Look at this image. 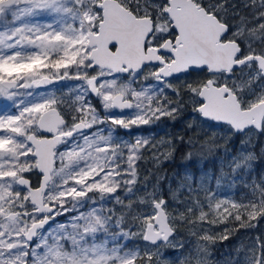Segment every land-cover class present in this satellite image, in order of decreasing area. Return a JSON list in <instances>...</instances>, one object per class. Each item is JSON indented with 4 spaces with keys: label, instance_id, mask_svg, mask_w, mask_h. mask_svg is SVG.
Segmentation results:
<instances>
[{
    "label": "snow or ice",
    "instance_id": "snow-or-ice-1",
    "mask_svg": "<svg viewBox=\"0 0 264 264\" xmlns=\"http://www.w3.org/2000/svg\"><path fill=\"white\" fill-rule=\"evenodd\" d=\"M66 80L67 97L41 90ZM0 97L15 109L0 110V264H165L180 226L197 244L167 264H209L264 219V177L239 201L203 183L165 198L139 161L173 142L118 135L189 104L242 143L264 135V0H0ZM253 159L231 158L232 185ZM230 264H264V238Z\"/></svg>",
    "mask_w": 264,
    "mask_h": 264
},
{
    "label": "trees",
    "instance_id": "trees-1",
    "mask_svg": "<svg viewBox=\"0 0 264 264\" xmlns=\"http://www.w3.org/2000/svg\"><path fill=\"white\" fill-rule=\"evenodd\" d=\"M186 108L181 113L182 115L175 120L163 118L151 125L133 127L131 131L119 129V136L125 135L133 142L135 140L131 135L133 132H139L140 135L147 134L154 142L160 139H164L165 142L170 140L173 142L171 146L166 144L160 147V153L171 152V155L165 159L158 153L160 155L158 165L152 159L150 152L145 153L144 158L139 161L141 179L148 176L149 170H151L153 175L149 182L150 184L155 183L157 178H160V189L165 198H169L171 192L176 191L182 183H191L193 188H197L200 183H203L205 187L216 192L220 198L227 197L239 201L249 192V189L244 187L243 181L264 177V135L255 133L256 139L250 144H246L242 143L243 135L230 136L227 126L202 120L201 122L204 125L207 124L209 129L189 128L188 118L185 116L188 114L197 116V114L193 113L190 104ZM180 137L183 138V143H181ZM189 138L195 142L196 148L188 143ZM157 143L159 144V142ZM205 144L212 145L210 152L207 149L203 152L197 150ZM241 152L254 154L251 174L239 173L236 183L232 185V173L228 162ZM218 177H223L219 184H217ZM33 182L35 183V178H33ZM186 191L187 189H184L179 193L181 199L185 198ZM200 196L203 198L202 191ZM213 227L215 232H222L224 225ZM177 232L176 242L184 244L183 253L170 246L163 248L162 255L165 264L175 261L181 254L187 255L197 244V238L190 234L187 226L178 227ZM257 236L264 238V219H260L254 228H241L233 232L228 240L217 241L214 245H210L209 264H230L231 259L236 256V250L249 245ZM126 243L129 247H133L137 244L142 245L143 241L132 239Z\"/></svg>",
    "mask_w": 264,
    "mask_h": 264
},
{
    "label": "rangeland",
    "instance_id": "rangeland-1",
    "mask_svg": "<svg viewBox=\"0 0 264 264\" xmlns=\"http://www.w3.org/2000/svg\"><path fill=\"white\" fill-rule=\"evenodd\" d=\"M44 19H47V18H44ZM8 20L11 21V16L8 17ZM59 82H60L59 84L50 85V86H48L46 88H42L41 90L42 91H53V92H55V94L57 96L63 95L65 97H67L69 95L68 89L70 87L74 86V84L76 83V82H69L67 80L66 81H59ZM142 82H143V77L141 76L140 80L134 86L138 87L139 84L142 83ZM21 91H24V90H21ZM0 110L14 111L13 102L11 100H8L7 98L0 97ZM183 112H184V110L181 113H183ZM181 113H180V115H182ZM185 117L188 118L187 125L192 124L193 127H196L197 129H201V128L209 129V126L207 124L204 125L201 122L203 119L199 118L198 116H196L194 114H188ZM149 125H151V124H149ZM141 126H143V125H141ZM141 126H139V127H141ZM126 131H129V130H126ZM131 135H132L133 139H135L137 136L148 137L147 134L140 135L139 132H133V133H131ZM121 137L123 139H125V140H129L125 135H121ZM255 139H256V135H255V133H253L251 135V137H250V142L255 140ZM162 140L165 141L164 139H160L158 141H155V142L152 141V142L155 143V144H158L157 142H160ZM242 140L243 141H248L249 137L243 135L242 136ZM246 144H250V143H246ZM58 219L62 220L63 218H58ZM161 252H163V248L161 249Z\"/></svg>",
    "mask_w": 264,
    "mask_h": 264
},
{
    "label": "water",
    "instance_id": "water-1",
    "mask_svg": "<svg viewBox=\"0 0 264 264\" xmlns=\"http://www.w3.org/2000/svg\"><path fill=\"white\" fill-rule=\"evenodd\" d=\"M57 83V82H56ZM49 86V85H48ZM44 87H46V86H43L42 88H44ZM117 112L119 111V110H116ZM201 119H203V118H201ZM211 123H215V122H211ZM216 124V123H215Z\"/></svg>",
    "mask_w": 264,
    "mask_h": 264
},
{
    "label": "flooded vegetation",
    "instance_id": "flooded-vegetation-1",
    "mask_svg": "<svg viewBox=\"0 0 264 264\" xmlns=\"http://www.w3.org/2000/svg\"><path fill=\"white\" fill-rule=\"evenodd\" d=\"M67 81H69V80H67ZM69 82H75V81H69ZM46 87H48V86H46ZM46 87H44V88H46ZM96 103H98V101H96Z\"/></svg>",
    "mask_w": 264,
    "mask_h": 264
}]
</instances>
